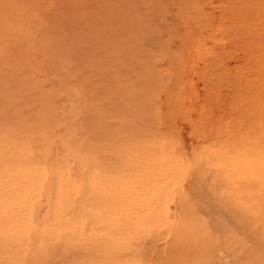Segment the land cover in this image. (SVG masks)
<instances>
[{
  "label": "rangeland",
  "instance_id": "374dc122",
  "mask_svg": "<svg viewBox=\"0 0 264 264\" xmlns=\"http://www.w3.org/2000/svg\"><path fill=\"white\" fill-rule=\"evenodd\" d=\"M0 264H264V0H0Z\"/></svg>",
  "mask_w": 264,
  "mask_h": 264
},
{
  "label": "bare ground",
  "instance_id": "6f19581e",
  "mask_svg": "<svg viewBox=\"0 0 264 264\" xmlns=\"http://www.w3.org/2000/svg\"><path fill=\"white\" fill-rule=\"evenodd\" d=\"M189 181H190V183H193V182H194L193 180H192L193 182H191V179H190ZM189 181H188V182H189ZM192 187H193V186H192ZM203 190H204V189H203ZM203 192H204V191H200V193H203ZM189 224H190V223H188V226H189ZM179 226H180V225H179ZM183 232H185V231H183ZM182 234H183V233H182ZM180 235H181V234H180ZM187 236H188V235H187ZM190 236H191V235H190ZM175 237H176V236H175ZM188 237H189V236H188ZM182 238H183V237H181L180 240H182ZM191 239H192V237H191Z\"/></svg>",
  "mask_w": 264,
  "mask_h": 264
}]
</instances>
